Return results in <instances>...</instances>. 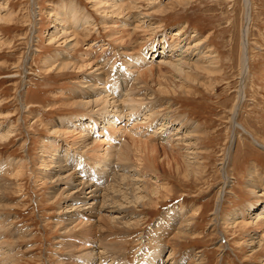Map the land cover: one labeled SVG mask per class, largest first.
I'll list each match as a JSON object with an SVG mask.
<instances>
[{
    "label": "rangeland",
    "instance_id": "rangeland-1",
    "mask_svg": "<svg viewBox=\"0 0 264 264\" xmlns=\"http://www.w3.org/2000/svg\"><path fill=\"white\" fill-rule=\"evenodd\" d=\"M71 2L81 14L90 17L94 26L88 27L87 32L80 30L76 47L70 45L73 43L67 42V39L63 42L60 31L53 40L49 37L51 31L60 27L58 13ZM250 2L251 20L247 28L249 64L242 99L238 98V91L242 54L240 33L244 26L243 0H139L136 8L131 9V13L136 14L147 12L149 17L140 19L150 22L154 28L150 32L152 39H148L147 48L140 50V54L145 53L149 57L150 43L153 42L152 46L157 48L155 55L159 52L160 56L169 58L172 51L176 52L179 48L178 44L184 45L183 40H190L191 43L200 41L203 49L215 56L218 61L216 66L220 70L213 77L195 71L196 79L191 78L195 73L187 78L179 72L176 74L169 69L155 67L157 61H152L154 55H151L149 60L153 62L154 78L144 76V73L132 74L133 79H138L137 86L146 87L151 93L148 97L154 98L157 120L148 125L142 118L127 117L125 121L116 122L114 129H108L107 134L132 145V148L129 147V158L123 163L128 162L133 168L143 170L147 178L143 181L147 182L149 189L156 185L161 187L158 186L156 192L150 191L151 201L144 200L135 207H129L130 213L139 216L140 221L127 230L129 235L126 242L122 243V237L114 241L121 246L120 250L124 249V259L130 264L136 261L141 263L147 256H143L141 249L144 247L138 240L139 236L145 237L149 233L148 248L153 250L156 243L151 231L157 230V222L164 219V214L169 211L172 212L169 225L177 226L181 218L180 209L184 212V218H188L190 233L175 242L178 249L173 258L177 264L190 260L186 255L188 252H192L191 256L198 264H264V217L253 221L256 217L247 214H253L251 211L264 203V195L258 193L264 189V0ZM101 11L102 6L94 4L93 0H0V14L6 16L0 20V123L3 128L12 131L8 137L0 140V165L8 161L16 164L15 168L14 164L5 165L0 174L9 182L5 187L8 190H4V202L10 204L0 208V215L9 217L7 223L17 232L18 253L13 264H66L61 259L66 253L60 245L61 228L68 216L63 215L69 213L70 207L62 193L64 179H48L53 176L54 165H51V159H46L53 143L68 148L81 163L79 169L67 166L74 170L78 180L87 181L81 175L90 171L88 165L97 160L107 145V137L94 132L98 126L91 130V134L98 137L94 146L90 143L91 148L86 147L84 151V148L77 150L71 145L74 135L66 132L62 122L77 115L87 116L88 111L81 105H69L68 96L72 92L85 90L83 84L91 69L82 66L89 58L101 64V54L106 55L109 61L107 68L110 67L112 71L107 79L108 84L117 77L119 82H123L125 91L130 83L124 84V72L123 78L120 75L124 66L129 65L130 58L139 55L136 49L138 44L149 36V31H142V22L130 18L128 22L131 25L127 26L128 29L125 26L118 38V27L111 25V20L107 18L112 17V13L107 14V20ZM123 13L119 15L125 17L127 12L124 10ZM134 25L137 26V34L131 29ZM178 29L182 39L177 40L170 35ZM132 38L137 39L134 42ZM65 54L74 63L62 69L57 60ZM237 104L236 121L247 133L238 127L232 140L230 113ZM160 116L168 122L172 133L178 125L182 131L168 138L169 135L159 128L162 122ZM155 128L157 131L153 133ZM182 133H189L186 142L195 140L197 143L195 148L198 151L192 148L186 151L191 152L190 156L184 155L190 161L194 159L196 163L192 167L187 166L182 156L185 154V145L181 143L185 136L182 138ZM131 137H134L135 143L133 140L130 143ZM135 138H142V144ZM195 151L196 159L193 158ZM133 159L141 161V168L143 166L144 169ZM131 161L137 165L131 164ZM115 168L113 171L118 169L117 166ZM16 170L20 171L17 173ZM224 171L227 174L225 180ZM62 173L66 175L68 171ZM252 173L257 180V183H252L253 188L248 180ZM110 176L111 173L105 175L106 184ZM139 179L135 180L137 185L143 183ZM222 188L223 196L215 215L213 211ZM248 205H251L249 209ZM250 238H253V243H250ZM169 250H162L160 260L164 256L166 258Z\"/></svg>",
    "mask_w": 264,
    "mask_h": 264
},
{
    "label": "bare ground",
    "instance_id": "bare-ground-1",
    "mask_svg": "<svg viewBox=\"0 0 264 264\" xmlns=\"http://www.w3.org/2000/svg\"><path fill=\"white\" fill-rule=\"evenodd\" d=\"M138 1L139 0H93L94 4L102 6L101 12H102L103 18L104 19L109 18L112 22L110 24L118 27V31L116 32V33H119L118 38H120V32L123 30V28L125 26L127 27L128 25H131L128 22L130 18L136 19L137 21L142 22L143 25H140L142 27V31L143 29L145 31H149V34H148L149 36H147L148 38L145 39V41H143L142 43L138 44L137 48L135 47L138 50L139 55L130 58V61L128 62L129 65H127L126 67L124 66V71H122L120 75V78H123V72H124L125 74L124 84L129 82L130 86L126 88L125 91H123V88H124L123 82L122 81L119 82L117 77H114L112 82L108 84L107 79L108 77L111 76L112 71L110 67L107 68L109 61H107L106 55L101 54L102 55L101 64H99V62L97 63V61H95L96 59L93 60L92 58L91 60L89 58L88 61H85V64L82 66V67H88L89 69H91V72H89L87 76L85 77V81L83 84V88L86 91L82 90L76 93L72 92L68 96V100H69L68 102H70L69 105L70 104L74 106L81 105L85 110L88 111L87 116L77 115L70 120L66 119L65 121L62 122V124L67 129L66 130L64 128L66 132H69L71 134L73 133L72 135H74V139L71 142V145H74L75 147H77V150L78 148H82V149L84 148V151L86 147H89L90 143H92L93 145L98 137L97 135L93 136V134H91V130L92 129L94 130L96 126L98 127L96 130H94V132L95 133L97 132V134L99 135L102 134L103 136L107 137L106 138L107 145L105 146L104 149H102L103 153L96 158L97 160L94 161V163L92 162L90 165H88V167H90V171L86 175L84 174L81 175V177H84V179H86L87 181H90V180H93V181L87 182L84 180L77 179L76 175L73 172L74 170H71L70 167L67 165H70V166L72 165V166H75L77 169H79L81 162L80 160L77 161L76 155L69 152L68 148L66 147L65 148L60 147L59 144L57 145L55 143L53 144L51 143L52 146L49 152L50 155L49 156L47 155L49 158L48 159L44 158L46 160L51 159L50 163L51 165H54L53 166L54 168L52 169L53 176H49L48 179H52L53 177H55V181H56L57 179H60L63 177L62 179H64L63 181L64 191H62V193L64 194L66 198L65 200L68 202V205L70 207V211L68 210L69 213H65L67 211L63 212L65 213L63 216L65 215H68V216L66 217L67 218L66 224L64 225V227L61 228L62 242L60 243V245L66 251V253L64 252L65 254L62 256L61 259H63V261L66 262V264H130L126 259H124V256H123L124 249L122 248L120 250L121 246L117 245L114 241L116 239L120 240L122 237V240H123L122 243L126 242L128 238L127 236L129 235L127 230H129V228L135 227L140 221L139 216L137 217L134 214L130 213V208H131L130 206L133 205L135 207L136 205L143 203L144 200L151 201L152 196L150 194V191L156 192L157 191L156 189L158 188V186L161 187V185H156V187L153 186L152 189H149L148 185L146 184L147 182L146 183L144 182L145 181L144 179H147V178H146V175L142 173L143 170L140 171L136 169L135 167L133 168V166L128 165L129 164L128 162H126V164L128 163L127 165L123 163L125 162V160L129 158V154H130L129 147H131L132 145L129 146L128 144L129 142L127 143V141L126 142L121 141V139L114 138V136H112L111 134L110 135L107 134L108 129L109 130L114 129L116 122H119L121 120L125 121L126 119H128L127 117L142 118L144 121L148 123V125L157 120L156 118L158 117V115L156 114V111H155L157 108H156V103L154 102V98L148 97V96H151V93H148L149 90L146 89V87L144 88V87L137 86V81H136L137 78L133 79L132 74L135 73V74L141 75V73H144V76H147V77L149 76L150 78H154L153 76L155 73H154V70L152 69L154 68L152 61L154 62L157 61L155 62L156 63L155 67H158L161 69H169L172 72L174 71L176 74L177 72H179L185 75L187 78L190 77L189 76L190 74L195 73V71L197 73H201V72L204 74L207 73V75L209 74L210 77H213L220 70L219 68H217L218 66H216L218 61L216 62L215 56H213V54L208 52V50H204L203 49L204 46L202 47V45L199 44L200 41L199 42L193 41V43H191L190 40L189 41H186L187 39L183 40L184 45L178 44L177 46L179 48L176 50V52L172 51L173 53L170 56H173V54L178 53V54H175L173 58L172 57L170 58V56L169 58L168 56L167 58L162 57L160 56L161 53L159 52H157V55H155L157 48H155V46H152L153 42L150 43V47H149V51H150L149 55L150 56L154 55L152 58L149 56L152 59V61L149 60V57L145 53H143L144 55L140 54L139 53L140 50L147 48L148 41L152 39V33L150 34V32L154 31V28L151 27L150 22L147 23L146 20L140 19V18H148L149 16L147 15L148 14L147 12L145 13L143 12V14L140 12L138 14L131 13V9L136 8L135 4H137ZM243 2H244V15H243L244 26L241 29V33H240L241 35L240 43H241L242 54H241V61H240V66H239L240 68V76H239L240 80H239V91H238L239 99H242L243 86H244L243 82H244V78H245V75L248 69V64H249L248 51H247V36H248L247 28H248V23H250V20H251L250 19L251 2L250 0H243ZM124 10L127 12V14L126 16L124 15L125 17H121L119 14H122ZM60 12L58 13V19H59L58 22L60 24V27L56 28L57 29L56 31L50 30L51 34H49L50 35L49 37L51 40H53L56 34L60 31L61 33L60 35L63 38V42H66L68 40L67 42L73 43V44L69 43L70 45L75 46L77 44V35L80 33V30H84L85 32H87L88 27L93 26V23L91 22L90 17L88 15H84L85 13L81 14L79 8L76 7L75 4L72 2L69 3L67 6L64 5V8L60 10ZM109 12H111L113 16L112 17L108 16L107 18H105ZM140 14L142 15L139 16ZM4 17L6 16H3V14L2 15L0 14V20H2V18ZM8 20H9V17H8ZM136 27L137 26L134 25L133 28L131 29L132 31L134 29V33L137 34V31L135 32ZM170 36L176 37L177 40L182 39L181 32L179 29L177 31H173V34H171ZM136 39L137 38H135V40ZM120 40L122 41L124 39H120ZM125 40H127V38ZM133 45H136V43ZM159 56L160 58L156 60ZM53 58H56V57H53ZM109 60L111 61V59ZM57 61L60 62L59 66L62 69L71 66V63L73 62L70 59V56H67V54L62 55L61 59ZM197 73H195L193 77L191 78L196 79ZM86 95H89V97ZM237 109H238V104L233 107L230 113V117L232 119V126H233L232 131H231L232 135L230 136V139H232V137L235 136L234 132L236 128L238 129V127L239 129L240 128L243 129L244 130L243 132L247 133L246 130L241 125H239L236 121L235 112H237ZM140 115L141 117H139ZM159 118H161V121H162L161 124L159 125V128L160 130H164L165 134L169 135L168 138H172L173 134H177L179 131H182V129L179 128L180 125H178L175 128V132L172 133V128L168 126V122L164 121L165 119L162 118V116H160ZM99 122L101 123L100 126L98 125ZM191 130L192 132H194L193 129ZM156 131H157V128H155V131H153V133H156ZM185 131L186 130H184V132ZM11 132L12 131L9 128L8 129L3 128L0 123V140L1 141L3 138L8 137V135ZM60 133H62V131ZM65 134H68V133H65ZM188 134L184 133L181 136L182 138L185 136L184 140L181 139L182 140L181 143L183 142L185 145L183 148L185 151V154L183 153L182 156L187 166H191L192 164H195L196 162L194 163L193 161L194 159L192 158H191L192 161H190V158L188 157L186 158L184 157V155L188 156L191 152L188 151L189 153L188 152L186 153V151L191 150L192 148L194 150V148L197 146V143L195 142V140L194 141L190 140L189 143L186 142L185 139H188L186 138ZM179 138L180 137H178V139ZM135 139H138V138H135ZM140 139H138V141ZM178 139H176V141ZM131 141L135 143L134 137L133 139L131 137L130 143H132ZM140 141L142 144V140ZM144 142L145 141L143 140V143ZM170 146L172 147V145ZM178 146H181V145H178ZM195 150L198 151L196 148ZM196 151H195L196 153L195 156H193V158L195 159L197 158ZM93 152L95 151L93 150ZM133 154H134V151H133ZM192 154H194V152ZM132 157H134V155ZM137 160L135 162H137ZM226 160H227V156L222 163L223 167H225L224 163H226ZM67 161H69V163L71 164L67 163ZM133 162L131 164L137 165ZM140 162H137V163H140ZM9 164L13 165L14 162L12 163L8 161L0 165V168H1L0 174L3 173V170L5 169L4 166L9 165ZM113 165L117 166L118 169L116 171H113L115 166L113 169H111ZM15 167H16V164H14V168ZM71 168H74V167H71ZM82 168H83L82 170H84V167ZM140 168H141V163H140ZM64 170L68 171L66 175H63L62 173V171ZM110 170L113 172H111ZM108 173H111V176L109 179L110 181H108L109 183L106 184L107 182L105 181V178H106L105 175L107 176ZM146 173L148 174V172ZM253 173L251 176H249L250 178L248 179L250 181L249 185H251L252 188L254 186V184L252 183H257V180L254 179L253 177L254 176ZM140 177H142L143 179ZM223 178L224 180L227 179V174L225 171L223 172ZM137 179H139L143 183H139V185H137L135 182V180ZM7 182L8 181L5 180V178L2 175H0V208L8 207V205H10L4 202L5 201V191L4 190H8L7 188L5 189ZM263 190L264 189L258 191V193H260L259 194L260 196L264 195ZM59 192L61 191L59 190ZM222 193H223V188L219 190V193L217 196L218 198L217 205L213 211L215 215L218 212V206L220 205L219 200H221L220 198L223 196L221 195ZM66 207L64 208L66 209ZM250 207L251 205H248L247 209H249ZM178 212L180 213L181 218L177 226L175 224L169 225L168 220L171 219L172 217L171 216L172 212L169 211L167 214H164L165 216L164 219L161 218L157 222L156 224L157 230L151 231V233H153V237L155 238V243H156V247L153 248V250H150L148 248V245H150L149 244L150 242L148 240V236H149V233H147L148 231L146 232L147 235L145 237L143 235L139 236L138 240L140 244H142L144 247L143 249H141L144 251L143 256L144 255H147V256L143 260V262L137 263V261L135 260L136 262L133 264H177L173 258L174 253H176L178 249L177 246L175 245V242L178 241V239L185 236V234L190 233V230L188 229V218H184V212L182 209L178 210ZM251 212H253V214L252 213L250 214V212H247V214H249V216L251 215V216L256 217L255 219H252V217L250 218L253 221L255 220L257 221L259 220V218L263 219L264 203L260 204L258 208H256L255 210H252ZM7 219H9V217L0 215V232H2L0 234V264H13V262L16 261V257L18 253L17 252L18 251L17 249L18 239L16 238L17 232L14 231V228L12 229L10 228V224L7 223L9 222ZM244 222L245 220L242 221V223ZM262 224L264 226V221ZM110 238L113 240H110ZM252 241H253V238H250V243ZM167 248H170V250L166 254L167 255L166 258L164 256L163 259L160 260L162 250H166ZM191 254L192 252L186 253V255L190 257V260H188L185 264H198L195 261V259H193L194 257L192 258Z\"/></svg>",
    "mask_w": 264,
    "mask_h": 264
}]
</instances>
